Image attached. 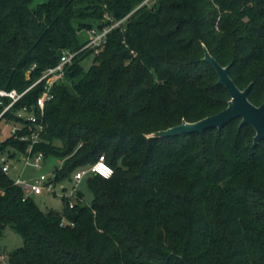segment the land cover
Returning a JSON list of instances; mask_svg holds the SVG:
<instances>
[{
  "label": "trees",
  "instance_id": "trees-1",
  "mask_svg": "<svg viewBox=\"0 0 264 264\" xmlns=\"http://www.w3.org/2000/svg\"><path fill=\"white\" fill-rule=\"evenodd\" d=\"M31 2L0 0V88L22 92L0 126L21 120L14 113L24 106L38 111L44 81L32 83L63 49L78 50L51 86L33 151L61 160L53 183L99 155L113 170L85 177L90 203L76 191L59 210L22 199L0 170V236L9 224L22 237L0 248L7 264H264V138L254 144L238 117L221 129L146 136L226 106L204 46L230 64L239 88L251 83L252 103L264 100V0ZM127 14L98 53L79 50L82 32ZM10 101L0 96V112ZM26 145L5 135L0 148Z\"/></svg>",
  "mask_w": 264,
  "mask_h": 264
},
{
  "label": "built area",
  "instance_id": "built-area-1",
  "mask_svg": "<svg viewBox=\"0 0 264 264\" xmlns=\"http://www.w3.org/2000/svg\"><path fill=\"white\" fill-rule=\"evenodd\" d=\"M149 1L151 0H143L142 3H146ZM128 16L129 14L121 17L118 20H112L110 24H105L100 29L90 28L89 30H87L86 41L79 50L91 49L93 54L98 53L100 50H102L106 42L107 32L113 27L122 25L126 21ZM77 51L63 49L61 51L58 62L55 65L46 68L43 71L42 75L32 83L33 85L41 80L44 81V88L41 94L36 99V106L38 108V111L28 110L26 106H24L14 113L21 120L17 122L6 120L4 121L0 129L1 134L5 133L4 135L6 136L11 135L13 136V138H17L21 141L27 142V145L25 146L23 151L18 150L12 146H6L4 149L0 148V170L12 179L13 184L21 187L23 191L22 199L28 196L33 197V195L40 194L44 190L53 192L54 183L52 181V176L47 177L44 173H40L33 177H27L22 175L24 174V171L22 170L26 166L40 168L42 165L43 154L41 151H33V146L40 141V134L43 130V124L41 121L43 106L45 101L52 96L51 86L53 82L63 77L65 65L72 62L74 56L77 54ZM21 93L16 92L15 89L5 90L0 88V96H8L11 98L10 102L4 104L3 109L0 112V117L5 111L9 110V108L13 105L14 101L21 95ZM2 140L3 139H0V146ZM18 160H21L23 165L20 173L15 176L13 175L12 171ZM112 170V167L105 161L104 157L102 155H99L98 158L89 166L76 169L73 174V179L76 185L81 179H83V177H86L89 174H97L102 177H108L111 175ZM30 178L32 180H30ZM74 190L75 189L72 188L68 192H63L60 196L74 197ZM3 192L4 188L0 185V193L2 194ZM72 203L73 200H69L70 206L72 205ZM0 256L4 259V264H7L6 254L4 252H1Z\"/></svg>",
  "mask_w": 264,
  "mask_h": 264
},
{
  "label": "water",
  "instance_id": "water-1",
  "mask_svg": "<svg viewBox=\"0 0 264 264\" xmlns=\"http://www.w3.org/2000/svg\"><path fill=\"white\" fill-rule=\"evenodd\" d=\"M202 59L208 62L218 75V82L226 87L229 92V99L226 106L214 114L204 116L195 121L182 120L180 123L160 129L147 134L146 136H169L188 132L201 133L207 128L215 127L221 129L233 118H240L239 126L249 124L254 129L252 137L256 144L264 138V100L256 105L248 99V92L251 83L244 88H239L230 77L228 70L230 64L221 65L204 46ZM57 167V164H54Z\"/></svg>",
  "mask_w": 264,
  "mask_h": 264
},
{
  "label": "rangeland",
  "instance_id": "rangeland-1",
  "mask_svg": "<svg viewBox=\"0 0 264 264\" xmlns=\"http://www.w3.org/2000/svg\"><path fill=\"white\" fill-rule=\"evenodd\" d=\"M42 0H32L31 5H35L36 3L40 2ZM82 38L87 37V32L84 31L80 34ZM93 61V54L87 55L83 60H82V65L84 68H87ZM1 127V126H0ZM6 132V131H5ZM5 133L1 134L0 131V139L4 138ZM59 162V165L61 164V160L53 156V155H48L43 159L42 165L40 168H34L32 166H26L22 170V161L18 160L16 162L15 167L13 168V175H18L20 171H24L23 176H36L40 173H44L47 177H51L53 174L54 170V164H57ZM73 174L74 172H71L68 177H64L60 180H57L54 182L53 185V192H48L44 190L40 194L33 195L34 200L38 204V206L42 210H47L50 208L57 209L59 210L62 207V200H61V194L63 192H68L72 188L75 189L74 193L76 191H81L83 195V200L86 203H90L92 199V194L90 190L88 189L86 182H85V177L81 179L76 185L73 179ZM30 180H32L30 178ZM74 198V197H73ZM22 245V237L21 235L16 232L9 224H6L2 230L1 236H0V248L4 249L5 252H8L12 249H15ZM0 264H4V259L0 256Z\"/></svg>",
  "mask_w": 264,
  "mask_h": 264
}]
</instances>
